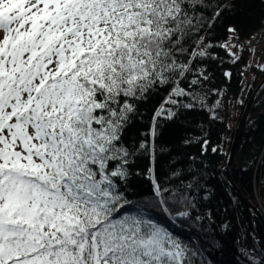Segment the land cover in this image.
Here are the masks:
<instances>
[{
	"label": "snow or ice",
	"instance_id": "snow-or-ice-1",
	"mask_svg": "<svg viewBox=\"0 0 264 264\" xmlns=\"http://www.w3.org/2000/svg\"><path fill=\"white\" fill-rule=\"evenodd\" d=\"M233 15L224 0H0V264H214L209 247L223 249L230 231L235 264H264V236L233 225L228 207L219 224L208 211L217 185L203 161L176 160L161 140L189 112L218 119L222 93L209 107L195 89L211 78L194 64L219 59L213 48L233 66L255 56L264 19L247 43L233 25L212 42ZM196 142L207 153L208 138L183 141ZM161 216L203 235L184 239Z\"/></svg>",
	"mask_w": 264,
	"mask_h": 264
},
{
	"label": "trees",
	"instance_id": "trees-1",
	"mask_svg": "<svg viewBox=\"0 0 264 264\" xmlns=\"http://www.w3.org/2000/svg\"><path fill=\"white\" fill-rule=\"evenodd\" d=\"M224 3L233 7L235 15L224 19L222 23L218 22L213 32L209 33V35L215 37L213 43L229 41L230 38L226 34L228 25H233L241 31L245 43H247L249 35L260 32L261 20L264 19V4L253 3L252 0H224ZM200 35L203 36L204 33ZM260 36L264 39L263 35ZM231 43H234V41ZM212 52L219 59L205 60L203 65H200L199 62L193 65L199 72H204L207 69V73L211 78L209 82L196 88L195 91L201 95L204 93L209 94L207 103L211 107L217 99L211 93L214 90H219L222 93L219 99L223 97L222 106L224 107L225 116L219 117L217 108L214 111L218 115V119L214 121L210 120L206 112H189L179 122L169 123L164 129L161 140L165 147L175 149L172 154L176 160L187 161L195 157L197 163L203 161L208 168L206 175L211 178L212 184L217 185L215 189L216 198L210 202L208 211L215 216L217 224L220 223L223 217L222 209L228 207L232 210L228 219L233 225H238L242 219L245 228L249 232L254 229L256 235L264 236L261 225L232 192L223 174L234 131L246 102L258 84L264 79V73L245 67V61L251 59L247 50L243 53L244 59L234 66L227 62L228 57L221 49L213 48ZM251 61L255 64L253 59ZM189 63H191V60ZM225 71L233 73L231 81H227L224 77L223 73ZM241 71L244 72L243 76L240 74ZM191 78L188 77V79ZM180 86L187 87V84H181ZM167 96L168 90L161 91L153 95L147 103L141 105L143 115L139 118L140 122L134 125L133 131L136 129L146 130L152 112L164 103ZM240 100L243 101L242 104L238 103ZM204 138L210 140L209 149L204 155H201L200 143H183L185 139L201 141ZM211 147H217L219 151L212 153ZM230 174L241 193L262 213L264 218V89L251 107L232 162ZM148 187L147 181H141L137 182L136 190L143 191ZM229 197L232 199L231 204H229ZM160 219L184 239L189 236L195 238L198 235H203L200 225L193 221H177L172 224L163 216ZM209 231L211 230L209 229ZM243 232L244 229H241V235H243ZM220 234L221 230L215 233L217 236ZM234 236L235 231H230L223 237L225 241L223 249L209 247L211 252L209 259L213 260L214 264H235L237 251L236 247L233 246ZM205 239L211 245L212 237L209 236ZM236 243L240 246L239 241Z\"/></svg>",
	"mask_w": 264,
	"mask_h": 264
},
{
	"label": "water",
	"instance_id": "water-1",
	"mask_svg": "<svg viewBox=\"0 0 264 264\" xmlns=\"http://www.w3.org/2000/svg\"><path fill=\"white\" fill-rule=\"evenodd\" d=\"M263 89H264V79L258 84V86L256 87V89L254 90V92L252 93V95L245 104L239 123L234 131V136L227 156V162L225 164V167L223 168V174L232 192L237 196V198L245 206L248 212L259 222L264 233V218L262 213L256 207H254L250 203V201L241 193V191L238 189L236 184L233 182L230 174L232 162L240 141L243 128L248 120L251 107Z\"/></svg>",
	"mask_w": 264,
	"mask_h": 264
},
{
	"label": "rangeland",
	"instance_id": "rangeland-1",
	"mask_svg": "<svg viewBox=\"0 0 264 264\" xmlns=\"http://www.w3.org/2000/svg\"><path fill=\"white\" fill-rule=\"evenodd\" d=\"M264 36V35H263ZM252 46L255 47L256 51H255V56L251 57V60L253 59V61L255 63L259 62V63H263V59H264V39H262V37L260 36L258 40H254L252 42ZM221 104L219 107H217V111H218V115L219 117H224L225 116V111H224V107L223 105V97L220 98Z\"/></svg>",
	"mask_w": 264,
	"mask_h": 264
}]
</instances>
